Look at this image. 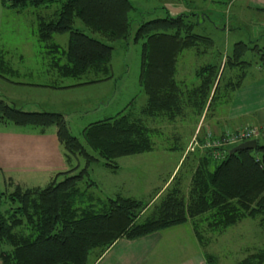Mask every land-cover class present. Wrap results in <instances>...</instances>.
Wrapping results in <instances>:
<instances>
[{"label": "trees", "instance_id": "1", "mask_svg": "<svg viewBox=\"0 0 264 264\" xmlns=\"http://www.w3.org/2000/svg\"><path fill=\"white\" fill-rule=\"evenodd\" d=\"M139 1L150 4L148 0ZM154 1L155 8L163 9L166 16L148 20L135 16L137 24L131 38L139 46L138 86L145 97L138 115L172 121L188 109L199 116L216 103H230L234 92L254 78H248L252 64L257 62L264 70V45L237 39L223 58L194 68L188 82L176 79L182 51L201 47L204 50L196 52L201 54L212 46L208 36L193 30L204 26V22L216 33L221 30L216 31L214 23L203 14L197 22L195 14H180L179 7H175L171 16L168 5ZM0 6L16 12L27 8L44 11L37 16V40L49 48V67L56 76L71 79L86 73H100L106 79L111 44L128 41L132 22L129 14L136 10L130 0H0ZM134 14L141 13L136 10ZM61 34L67 35L65 47L52 41L53 35ZM132 110L137 109L130 101L114 116L87 124L81 129L80 143L69 133L63 114L25 112L0 99V124L39 130L54 127L62 149L85 160V167L78 173H57L42 187L15 186L10 193H0V264H92L120 238L138 239L206 213H210V229H224L246 217L257 219L258 227L264 229V136L251 139L255 140L254 149L230 152L237 144L203 149L196 158L186 196L181 194L179 182L174 183L142 219L151 199L143 202L115 195L91 202L87 188L92 182L86 179L82 191L78 188L88 175L90 163L101 159L104 168L115 171L116 159L153 149L149 129ZM248 128L264 130L251 125L241 129ZM58 177L61 179L57 181ZM195 229L194 224L193 235L201 245ZM204 258L206 264L214 263L209 255ZM253 259L259 261L261 256L237 264H258Z\"/></svg>", "mask_w": 264, "mask_h": 264}, {"label": "rangeland", "instance_id": "2", "mask_svg": "<svg viewBox=\"0 0 264 264\" xmlns=\"http://www.w3.org/2000/svg\"><path fill=\"white\" fill-rule=\"evenodd\" d=\"M130 1L141 14L135 15L136 10L129 14L132 22L128 41H115L111 44L112 55L106 79L100 73H86L78 79L57 77L54 69L47 68V62L50 61L49 48L45 43L38 42L36 36L37 16L44 14V11L39 8H27L16 12L0 7V54L4 60L13 63H17L20 57L24 66V73L18 77L3 74L7 79L20 83V86H4L3 90H0V99L17 108L21 106L28 112L63 114L69 133L80 143L81 129L84 126L114 116L133 101L137 110H132V113L149 129L153 143L152 151L116 159L118 169L115 171L104 168L101 159L90 163L86 168L88 175L79 182L78 188L82 191L88 181H91L92 186L87 188V194L91 195L90 201L94 203L115 195L143 202L151 199L148 208L140 216L142 219L154 209L159 198L165 194L166 188L174 183L179 182L181 194L186 196L196 158L203 153V149H209L200 148L201 144L197 140L206 142L209 140L208 136L210 139H216L226 128L215 132L217 127L214 128L211 123L212 119L218 122L221 118L220 113L223 112L224 105H217L218 103L202 111L199 116H194L186 109L180 117L172 121L148 119L138 115L145 97L140 94L138 86L139 46L131 39L137 24L135 16L148 20L166 15L163 9L155 8L154 0H148L149 5H144V2L140 3L139 0ZM160 3L168 5V14L171 16L175 13L173 9L179 7L180 14H195L197 22L200 21L199 15L203 14L206 18L212 17V22L217 25L218 17L224 15L225 0H160ZM190 21L193 24L194 19L190 17ZM76 26L81 28L79 23H76ZM83 32L89 35L87 30L84 29ZM193 32L208 36L212 46L205 51L199 47L196 50L191 48L181 52L176 64V79L181 82H188L193 78L191 73L197 66L223 58L234 42L231 39L233 36L229 38L223 33H216L206 22L204 26L196 27ZM238 36L244 42L251 40L247 29L242 30ZM66 40V34L52 36V41L62 47H65ZM201 49V54L196 53ZM215 51L219 52V55L216 56ZM48 69L49 74L46 73ZM263 72L256 62L248 69V78L251 75L261 76ZM226 79L227 77L224 80ZM93 80L95 82L90 83ZM41 86H54L57 89L45 90ZM241 128L243 127L237 130ZM0 135H5L7 140L5 146L0 140V193H10L15 186L25 189L23 183L26 181L23 182L22 178L26 167L31 169L34 166V174L39 175L36 180L28 182L41 187L48 183L45 180L50 173L70 170L74 174L85 167L83 158L69 155L62 149L56 140L54 127L39 130L34 127L0 124ZM34 152L35 158L31 159V153ZM47 164H53V173H46L44 166L48 167ZM60 179L61 177H58L57 181ZM155 192L157 193L154 194ZM210 222V213H206L188 220L181 226L158 232L160 240L146 264H182L197 253L201 260L198 264H206L205 255L214 260L213 264H237L252 256H261L259 261L253 259V262L264 264V229L258 227L257 219L246 217L224 229H210L207 226ZM194 224L201 237V245L194 238ZM3 249L8 250L6 246ZM190 263L191 261L188 264Z\"/></svg>", "mask_w": 264, "mask_h": 264}, {"label": "crops", "instance_id": "3", "mask_svg": "<svg viewBox=\"0 0 264 264\" xmlns=\"http://www.w3.org/2000/svg\"><path fill=\"white\" fill-rule=\"evenodd\" d=\"M208 19L212 21V17ZM217 20L219 24H214L215 28H217L216 31L220 29L221 31L219 32H222L225 36H229V38L233 36V38H231L232 41L242 39L238 35L241 34L242 30L247 29L249 38H251L253 42L260 46L264 45V0H225L224 15L219 16ZM47 64V68H49L50 61H48ZM23 68V61L20 57L18 58L17 63H13L7 59L4 60L3 56L0 54V90H3L4 86L8 85H14L16 87L20 86V83H15L14 81L7 79L3 74L7 73L10 76L18 77L19 74L24 73ZM48 72L50 73L49 69L46 73ZM263 74L244 82L243 85L234 92L232 101L227 105H221L223 107V112L220 113V120L218 122L213 119L211 120L213 127H217L215 132L222 131L225 128L234 130L249 125L264 127ZM41 87L45 90L57 89V87L54 86L51 88L44 86ZM19 109L28 112L27 110H23L21 106ZM19 139L21 138L19 137ZM0 140L4 146L7 144L5 143L7 141L5 135L2 137L0 135ZM31 155V159H33L36 154L34 152V154L31 153ZM20 162L21 161H19V164ZM34 164L35 163H33V165ZM49 164H47L48 167L44 166L46 173H53L54 166L53 164L52 166ZM32 167L33 168L31 169L26 167L27 169L22 178V181L26 182L23 184L26 188L41 187L31 181L30 183L28 182L29 180H36L39 177V175L34 174L35 167ZM52 175H55V172L53 174L50 173L45 181L49 182ZM159 240L160 234H158V232L134 240L120 238L107 248L92 264H146L149 256L153 255ZM92 258L93 255L90 257V260H92ZM190 261V264L200 263V255L197 253L184 263L188 264Z\"/></svg>", "mask_w": 264, "mask_h": 264}, {"label": "built area", "instance_id": "4", "mask_svg": "<svg viewBox=\"0 0 264 264\" xmlns=\"http://www.w3.org/2000/svg\"><path fill=\"white\" fill-rule=\"evenodd\" d=\"M264 136V130L258 128H248V129H240L237 131H232L226 129L222 132L221 135H218L216 139H210L206 142L201 140L202 142L199 145L200 148H215V147H225L231 146L235 144H239L243 141H248L251 139H255L257 137ZM194 141H196L194 139ZM198 141V140H197Z\"/></svg>", "mask_w": 264, "mask_h": 264}, {"label": "water", "instance_id": "5", "mask_svg": "<svg viewBox=\"0 0 264 264\" xmlns=\"http://www.w3.org/2000/svg\"><path fill=\"white\" fill-rule=\"evenodd\" d=\"M255 148V140H248V141H243L236 146H234L230 152H235L239 150H249V149H254Z\"/></svg>", "mask_w": 264, "mask_h": 264}]
</instances>
